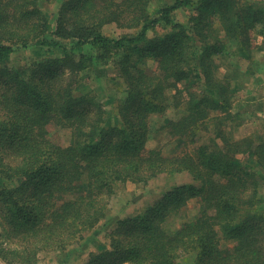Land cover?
<instances>
[{
    "label": "trees",
    "instance_id": "trees-1",
    "mask_svg": "<svg viewBox=\"0 0 264 264\" xmlns=\"http://www.w3.org/2000/svg\"><path fill=\"white\" fill-rule=\"evenodd\" d=\"M149 1L66 0L53 25L48 13L38 7V0H0V25L6 22L15 25L14 31L0 34V82L7 90L13 88L11 96L21 113V118H15L14 122L15 151L21 162L8 169L0 162V184L3 174L19 180L21 190L29 185L46 184L32 196H18L17 190L0 185V214L9 225L11 236L23 240L32 237L33 241L45 237L42 242L46 246L63 249L82 239L105 215L107 202L101 198L103 190L109 194L117 182L143 181L157 175L165 158L157 148H147L146 144L147 116L163 109L162 102L155 98L158 78L136 68L133 54L156 59L157 68L166 79L171 77L174 85L183 83L181 91L188 95L187 113L172 125L180 124L178 128L190 140L197 135L196 129L207 125L209 113L205 108L216 110L227 100L226 87L214 77L210 62L226 43H231L241 57H249L248 32L264 22V5L255 0H171L160 4L150 16ZM71 8L78 18L68 16ZM180 9L194 10L185 25L173 19ZM215 21L219 28L214 26ZM107 22L134 27L136 32L109 37L101 32V26ZM158 26L169 27V31L147 39L148 31ZM25 27L26 30L20 31ZM219 29L225 33L224 37L215 34ZM31 46L44 55L33 64L38 72L49 75L45 86L36 83L30 74L25 77L4 66L17 48ZM85 46L93 48L95 55L81 52ZM55 49L60 55L49 57L48 53ZM109 58L119 64L126 90L118 111L120 125L115 127L100 121L101 105L97 106V117H89L93 120L89 124L83 99L72 94L69 84L62 85L65 68L83 71L93 66L95 60ZM193 61L196 69L190 71ZM195 87L200 88L199 92ZM1 95V103L5 105L8 98L4 93ZM77 106L83 108L78 115L79 124L71 125L68 145L59 146L41 137L51 115L59 112L70 117V111ZM224 118L216 114L214 119ZM106 128L112 132L110 135H115L110 143L102 138ZM226 133L216 128L212 143L203 142L192 155L175 160V169L189 171L196 182L171 189L161 199L168 200L167 208L158 201L120 223L112 239L118 240L117 251L122 247L125 254L114 259L117 253L108 251L87 264H121L125 260L139 264L142 259L149 264H179L172 249L182 244L198 249L194 264H218L228 252V256L234 255V261L228 264H257L255 259L264 264V258L260 257H264V243L260 244L252 235L263 227L252 220L254 214H244L259 201L258 186L264 182V174L258 175L255 167L264 172V142L252 136L233 141ZM240 152L255 156L252 164L241 165L237 157ZM250 185L253 192L246 194ZM190 197H198L202 203L201 218L185 221L170 231L168 220L177 215L179 207ZM207 208L212 216H208ZM261 219L264 225V216ZM219 231L235 242L228 252L214 246ZM126 232L129 238L125 240ZM44 246H38L33 253Z\"/></svg>",
    "mask_w": 264,
    "mask_h": 264
},
{
    "label": "rangeland",
    "instance_id": "rangeland-1",
    "mask_svg": "<svg viewBox=\"0 0 264 264\" xmlns=\"http://www.w3.org/2000/svg\"><path fill=\"white\" fill-rule=\"evenodd\" d=\"M64 1L66 0H38V7L48 13L50 22L54 25L60 6ZM242 1L247 2L246 0ZM255 1L264 5V0ZM170 2L171 0H150L147 11L150 16H153L160 4L163 5ZM193 11L190 10L189 12L186 9L177 10L173 14V19L185 25L190 16L189 13ZM68 16L78 18L77 12L72 8L69 10ZM6 23L0 25V34H7L8 30H15L14 24ZM214 26L219 28L218 21L214 22ZM23 30H26V27L20 31ZM168 31L169 27L158 26L148 31L147 39L163 36ZM101 32L109 37H121L135 34L136 28L118 26L114 22H107L101 26ZM215 34L219 38L220 36H225V33L221 30ZM248 38L249 57H241L231 43H226L223 47H220V51L213 56L214 60L210 62L211 66H213V74L215 73L214 77L225 85L224 96H226L227 100H225L223 106L217 107L216 110L204 107L205 112L209 113L207 125L202 129L195 130L197 135L194 140L187 138L185 136L187 133L185 135L182 134V130L178 128L180 124L172 125L179 122L180 118L187 113L185 102L188 95L181 91L184 88L183 83L174 85L171 77L166 79L163 73L158 70L156 59H152L149 56L140 58L139 54H133V59L136 60V68L143 70V72L145 71L150 76L156 75L158 78L157 82L156 79L152 81L157 83L158 90L155 98L157 97L156 100L162 102L163 109L153 111L147 116L149 138L146 144L147 148H157L162 157L165 158L162 165L157 169V175L143 181L126 180L117 182L113 191H110L109 194H106V191L103 190L101 198L107 202L105 215L90 230L85 232L82 239L63 249H56L50 245L46 246L42 242L45 237H42L41 240L33 241L34 238L32 237L23 240L19 236H11L12 232L9 225L0 214V264H87L88 261H92L93 258L95 259L99 255L101 258L108 251L117 253L113 255V258L117 259L125 254L122 247H119L117 251L115 245L118 240L112 239L120 223L143 213L150 205L158 201L162 203L161 206L167 208L168 200L163 202L161 199L171 189L196 182H193L189 171L175 169V160L192 155L196 146L203 142L212 143L216 128L224 129L227 132L226 136L233 141L242 139L245 136H252L264 142V22L258 23L251 28L248 32ZM3 40L6 41V39ZM224 40L227 41L226 38ZM81 52L95 55V50L89 48V46H85ZM54 55H60L57 49L48 53L49 57ZM42 56L35 46L17 48L10 54L4 66L9 70L23 73L25 77H29L28 75L30 74L36 83L45 86L50 80L49 75L38 72L36 65L33 64ZM114 58L117 59L118 55H115ZM115 59L95 60L93 66L78 72H73L68 68L64 69L62 85L65 87V85L69 84L72 94L83 99V107H86L85 117L89 124H92L93 121L89 117H97V106L101 105L103 111L99 114L101 117L100 121L103 123L107 122L109 124L107 125L108 127L120 125L121 117L118 115V111L126 96V90L123 76L119 74V64ZM195 62L193 61L189 65L190 71L196 69ZM35 70L36 72L33 73ZM178 89H180L182 94H180ZM194 90L199 92L200 88L195 87ZM13 91L11 87L7 90L5 85L0 82V162L3 163L5 169H8L9 166L14 168L21 162V158L17 156L18 152L15 151L17 140L15 133L17 128L14 123L15 118H21V113L17 112L19 105L15 104L12 99L11 92ZM3 93L8 98V102L5 105L1 103V94ZM83 107H75L70 111V117L59 112L56 115H51L42 131L45 134L41 137L59 146L68 145L71 139V125L79 124L80 116L78 115ZM214 110L216 112H213ZM216 114L225 118L217 121L214 119ZM24 120L26 119L24 118ZM216 123H219L217 127L215 126ZM110 133H112L110 129L106 128L104 134H102L105 143L115 140V135H110ZM216 141L219 142V140ZM237 157L243 166L252 164L255 158V156L249 157L242 152L238 153ZM255 171L260 176L264 174L263 170H260L257 166ZM39 181L41 183V180ZM0 185L14 191L17 190L16 194L18 196L23 194L32 196L46 186V184L41 183L37 186L29 185L21 190L19 180L14 181L13 177L7 178L4 174L3 183ZM250 192L251 194L253 192L251 185L246 189L245 193L249 194ZM258 197L259 201L254 208L247 211V213L245 211L244 214L246 216H248V213L254 214L255 217L252 220L254 219L259 226L263 227L258 228L254 233L253 231L251 232L261 244L264 243V225L261 219V216H264V182L261 186H258ZM201 210L202 203L198 197H190L179 207L177 215L168 220L169 224L167 227L170 228V231H173L185 221L201 218ZM206 212L208 216H212V211L209 208L206 209ZM124 234L126 235L124 239H128L127 232ZM40 245L45 246L34 254L33 252ZM234 245L235 242L233 240L226 238L221 231L218 232L217 238L214 240L216 248L226 252ZM22 248H25L24 252H22ZM172 250L178 255L176 260L179 264H194L196 250L198 249L195 248L193 250V248L182 244ZM228 255L229 252L224 254L218 264L233 262L234 255ZM255 261L257 264L263 262L258 259H255ZM128 263V260H125L121 264ZM139 264H149V262L142 259Z\"/></svg>",
    "mask_w": 264,
    "mask_h": 264
}]
</instances>
